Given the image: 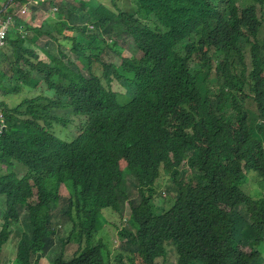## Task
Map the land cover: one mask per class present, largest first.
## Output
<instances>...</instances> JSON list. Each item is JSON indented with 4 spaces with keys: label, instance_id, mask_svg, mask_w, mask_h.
I'll list each match as a JSON object with an SVG mask.
<instances>
[{
    "label": "trees",
    "instance_id": "obj_1",
    "mask_svg": "<svg viewBox=\"0 0 264 264\" xmlns=\"http://www.w3.org/2000/svg\"><path fill=\"white\" fill-rule=\"evenodd\" d=\"M36 1L0 0V255L264 264V0Z\"/></svg>",
    "mask_w": 264,
    "mask_h": 264
},
{
    "label": "rangeland",
    "instance_id": "obj_2",
    "mask_svg": "<svg viewBox=\"0 0 264 264\" xmlns=\"http://www.w3.org/2000/svg\"><path fill=\"white\" fill-rule=\"evenodd\" d=\"M61 1V0H59ZM99 1V0H98ZM105 1V0H101ZM68 4V7L70 8L73 3L70 1H66ZM92 4L96 6L97 1L91 0ZM116 4H113L112 7H121L124 9H130L132 7L130 0H116ZM39 7L42 9L35 10L34 7L30 5H27V8H22L20 10L19 6L16 8L15 12H17L22 18H24L26 21L31 22L30 18L32 15H36L37 19L39 21H42L49 13L45 10L46 5L41 0H37L35 2ZM45 8V9H44ZM46 39V41H44ZM48 38L44 37L41 40H39V44L46 43ZM116 40L124 47L123 55L130 57L131 55L135 54L137 52L136 46L133 45L127 40L123 38V36L116 37ZM137 55L139 52L136 53ZM117 63L120 62L119 58L117 57L115 60ZM116 90H123L122 87H120L117 83L115 84ZM58 132V131H57ZM168 179V181H172L169 178V174L163 175ZM180 176H177L176 179H178ZM169 185V186H168ZM165 190L161 193L160 198L163 199L165 197H172L175 194L174 190V183L169 182L165 185ZM131 190V189H130ZM104 217L101 218L102 223H104V229L101 235L105 238V241L109 244L110 247L117 246L120 243V238L117 236V227L120 225H123L127 222L126 219H128V215L130 213V207L128 204L124 207L122 213H112V210H105L103 211ZM58 217H56L57 219ZM14 237L9 239V242L6 243L3 247L2 253L0 255V264H13V261L15 260L16 256V250H17V241L19 239L18 233L16 231L13 232ZM76 250V246L72 245L70 247H67L64 252V258L65 260H68L73 255L74 251ZM44 261H48L46 258H44ZM165 264H176V254L175 250L172 248H169L168 255L165 258Z\"/></svg>",
    "mask_w": 264,
    "mask_h": 264
},
{
    "label": "clouds",
    "instance_id": "obj_3",
    "mask_svg": "<svg viewBox=\"0 0 264 264\" xmlns=\"http://www.w3.org/2000/svg\"><path fill=\"white\" fill-rule=\"evenodd\" d=\"M2 11V10H1ZM0 11V12H1ZM10 20H7V21H5V22H0V29H2L3 30V32H2V34H0V37H3L5 34H6V32H7V29H8V26L10 25ZM2 41L0 40V45H2ZM2 128H3V126H1L0 127V133H1V131H2Z\"/></svg>",
    "mask_w": 264,
    "mask_h": 264
},
{
    "label": "built area",
    "instance_id": "obj_4",
    "mask_svg": "<svg viewBox=\"0 0 264 264\" xmlns=\"http://www.w3.org/2000/svg\"><path fill=\"white\" fill-rule=\"evenodd\" d=\"M2 32H3V30H2V29H0V34H2Z\"/></svg>",
    "mask_w": 264,
    "mask_h": 264
}]
</instances>
